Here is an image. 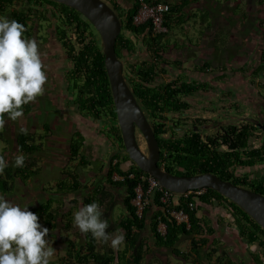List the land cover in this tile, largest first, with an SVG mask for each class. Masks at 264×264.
<instances>
[{
    "label": "trees",
    "instance_id": "trees-1",
    "mask_svg": "<svg viewBox=\"0 0 264 264\" xmlns=\"http://www.w3.org/2000/svg\"><path fill=\"white\" fill-rule=\"evenodd\" d=\"M30 1H34L36 6L29 7L26 11L11 7L14 2H22L27 5ZM147 1L153 3L165 2L170 5L169 11L164 16L165 25L170 30L171 23H169V20L172 18L174 25H182L187 18L183 14V9L188 4L200 0H178L176 3L161 0ZM213 1L215 3H227L226 7L229 4L231 7L229 14L231 16L233 14L240 19H245L249 14L247 11L249 5L246 4L245 6V3L241 5L240 0ZM257 1L258 4H263L262 0ZM110 5L122 18V29L115 43L117 57L124 61L129 56L132 60L134 57L131 54L136 50L141 51L139 54L146 52L149 55L148 60L127 61L125 64V79L142 109L147 110L146 114L149 113L157 121L151 123V126L159 144L161 159L159 165L164 170L177 175L210 172L223 180H229L236 185L247 187L264 195V176L258 180L250 179L248 172L245 171L240 176H236L233 170L234 166L252 167L256 162H264V137L260 145H252L256 127L250 123L239 126L223 125L214 135L206 134L203 136L198 125L193 124L188 132L178 136L175 134L173 125L179 124V121L174 122L170 127L163 124L161 119L165 118V113H180L190 108L191 105L183 97L200 89H205V84L195 80H185L186 78L181 73L167 83L159 82L155 84L156 78L166 72L161 64H166L164 58L167 51L170 48L176 50L182 48L177 47L176 42L170 44L165 41L169 33L152 36L149 22L138 26L133 25L132 18L137 10V0H132L125 10L118 5L117 1L111 0ZM45 6L54 8V11H52L53 16L57 17L60 24H62V26H56V30L59 31V39L67 49L71 64L66 79L70 83L74 104L81 112L86 113L87 116L93 119H109L111 125L107 131L119 143L122 150H117L115 154L109 157V166L103 182L105 185L102 184L99 188H93L89 193L86 192L82 196L83 201L81 203L79 199L74 198L68 204L80 208L94 201L97 202L101 206L102 218L109 223L107 231L113 234L119 229L122 230L125 236L123 248L114 249L108 242L101 243L94 240L90 233L85 234L77 231V239L62 240L63 247L60 251H63V254L58 256L57 264H146V261L147 264H150V261L147 260L148 256L151 254L153 259L157 260L156 257L159 253H166L168 256L186 264H206L204 259L201 258V254L204 253L207 257L212 256V253L218 252V244L216 239L211 240L214 229L210 225V221L202 215L198 216L197 213L203 208L213 206L214 203H218L229 210L235 220L236 232L241 239L251 244H258L264 251V229L238 205L211 188L200 189L199 194L191 191L187 196L180 195L177 199L170 200V206L173 209H182L187 213L189 227L184 223H176L165 212L163 205L159 202L158 192L154 195L153 201L144 209L142 217H137L131 200L135 194L134 189L140 182V177L142 175L148 176V174L134 165L124 150L121 132L117 125L109 79L104 65L101 41L98 33L94 31V27L75 9L53 0H0V13L5 7L11 10L9 20H16L23 24L26 28L23 36L28 39L32 31V25H28V22L31 21L34 25L36 21L47 20ZM221 9V5L220 9L215 8V10L226 13L225 9ZM193 16H196V14L194 13ZM199 17L201 24L205 25V29L211 27V13L208 9L204 8ZM259 23L262 24L263 21ZM72 25H74L78 44L80 45L77 49H75L74 44L67 35L68 28ZM257 25L259 24L257 23ZM251 26H253V23H250ZM229 31L227 27L222 26L214 32L215 50H221L227 46L224 40H226L228 34L230 35ZM262 57L263 61L254 69L255 73L253 74L255 75L259 74L260 71L261 73L264 72V49H262ZM194 68L208 71L210 63L194 64ZM240 70H243V68ZM22 107L23 112L26 114L31 111L29 103ZM182 120L180 119V121ZM42 127L44 131L38 137H49L48 133L51 131L49 125L44 123ZM4 132V129L0 131V140L7 144ZM76 134L78 135V133ZM82 141L83 137L81 135L77 139L71 138L69 158L76 161V163L73 167L61 169L60 178H58V181L56 180L54 196L52 195L51 198L40 203L37 207L27 209L35 213L38 217V223L48 228L50 232H54L58 228L69 231L73 227V216L71 215L73 207L64 210L66 201L58 199L55 194L57 196L59 194H75L89 188V183L86 184L82 181L78 170L82 171L90 164L87 161L86 154L82 152ZM15 144L16 156L21 153L25 155L23 167L13 166L15 157L10 160L5 158L7 147H2L0 150V156H3L8 162V167L4 169L3 174H0V195L5 198L14 194L19 185L27 186L41 172H44L43 165L39 164L38 166L40 162L39 155L44 152V145L42 146L41 141H36L35 133H31L29 130L26 134L18 132ZM114 159H117L115 163H113ZM128 161H130L129 164ZM114 172L125 176V179L123 181H112L111 175ZM129 175H132V177H128ZM106 186L111 189H123L121 206L124 209L125 217L120 221L111 220L116 202L113 198L106 200L110 196L106 191ZM144 188H146L145 182ZM189 202L194 204L192 210L188 207ZM147 221H149V224H147ZM160 221L166 226L164 235H161L157 230ZM146 227H149V242L145 241L142 234ZM186 241L189 242V248L185 251L181 246ZM210 244L212 249L208 253L206 250ZM223 254L225 255V253ZM254 259L261 262L259 255H254ZM208 264L238 263L229 256L219 255L216 261H208Z\"/></svg>",
    "mask_w": 264,
    "mask_h": 264
},
{
    "label": "rangeland",
    "instance_id": "rangeland-1",
    "mask_svg": "<svg viewBox=\"0 0 264 264\" xmlns=\"http://www.w3.org/2000/svg\"><path fill=\"white\" fill-rule=\"evenodd\" d=\"M248 2H251L254 6L250 3L248 4L249 7L247 11L249 14L246 18L245 24L244 22H242L244 21V19H241L242 21H239L237 20L236 16H233V14L232 18H230V24L232 25V27L229 29L230 35L228 34L226 40H224V42L226 41V44L230 46L229 49L225 47L221 50L213 49L211 46L212 41L210 40V38H208L204 39L200 43V45H198L199 51L196 52V47L193 48V45H195L196 43L192 40L189 42L188 40L189 38H191V36L195 37L199 35V16L201 13L200 11L202 10H194L196 11V16L192 15L188 19V30H185L184 32H179L177 35V37H179L176 42L177 47H181L182 49H179V51L170 52V57H178L185 62H181V66L172 64L170 61L171 59L167 57L168 52L170 51L168 50L164 58L166 64H161V67H164L166 69V72L160 75V77H157L155 80V83L167 82L171 79H174L176 76H178V74L181 73L184 78H186L185 80H195L197 82L200 81L201 83L203 82L209 85L211 84L210 88L208 89L210 90V93L206 94L204 92L205 94H203L198 92L191 95L189 99L183 97V99L186 100L191 106L190 108H187L186 112L183 114V116H181L183 119L182 121H180V118L179 120L176 119L175 113L170 112L172 113L170 114L172 116V119L174 121H179V124L185 123L186 125H188V127L191 126V124L198 125V127L202 130L203 136L206 134L214 135L216 132L219 131L217 121H220V123L222 121H224L225 123H236L239 122V115H243L246 117H255V113L258 110H260V113L264 111V108L262 106H258V108H256L257 111H254V105L251 101H249L250 95H260L261 97L258 98L259 101H264V72H262V74L259 73L257 75L251 73L252 69L257 63V61L255 60V57H257V55L255 54V49L253 46L257 43H261V45L263 44L264 46V38L262 40L258 39L261 34H264V22L262 24L258 22L260 19L264 21V0H262L263 4H258L257 0H248ZM254 2L256 3V5L254 4ZM212 11L215 21V28L217 25H220L226 21L224 20V17H227V13L215 10V8L212 9ZM47 16H49V18ZM45 17L47 18L46 21L40 20L41 29L44 27V25H46L47 21L51 20H54L55 27L58 25L62 26V24H60V21H58V18L52 17L51 13L47 12V10L45 12ZM250 23H253V26L250 27ZM257 23L259 25H257ZM217 30L218 28L215 31ZM94 31L96 32V30ZM67 35L68 38L71 39V42L74 44L75 49H77L80 45L78 44L77 34L75 33L74 25L68 28ZM242 46L244 48H242ZM139 52L141 51L136 50L134 53L131 54L132 57H134L132 60H130L131 58H129V56L128 59H125L126 61L124 60V75H126L125 64L127 63V61L135 60V62H139L141 60H148L149 55L146 52L140 53L141 55L139 54ZM205 62L210 63V69L208 71L206 70L207 72L196 70L194 68V64H202ZM42 63L44 65L43 70L46 73L47 79H50L52 74L58 73L56 77L59 79V81L57 82L58 84H60L59 91L62 93L63 98L66 102L71 101L73 95L71 89H69V80L66 79L68 73V71L66 70L67 68H71L70 61L67 68L63 65L57 68V70H55L54 72L51 69L52 66H49V62H47V60L43 59ZM242 67L243 70H240ZM233 69H235V73H233ZM231 74H233L234 76H232ZM229 81L237 83L240 88H242V90H245V86L249 88V90L246 89L245 96H243L245 98H243L244 100L240 101V99H235L234 91H236V88L229 86L227 84L229 83ZM228 87H230L231 92H227V90L229 89ZM66 89H69L71 92H66ZM209 98H212V100H208ZM41 100L42 99L36 98L34 101L29 102L31 111L28 114L23 112V115L17 118L15 121L5 119L4 136L7 139V144L0 140V150L2 147H7L8 149L7 152H5V158L10 160L11 158L16 156V135L18 132H20L19 130L21 128H25L31 133H35L36 141H41L42 146L44 145V152L40 153L39 155L40 165H43L44 171V173L42 174L43 177L41 176V179L45 181L48 179L47 177H53V180L58 181V178H60L61 168H65L67 166V163H69V161L66 162L68 156L67 143L69 141V131H72L75 126H80V128L85 131V134L86 132H90L88 130L90 129L91 131H93L94 134H96V136L98 135L97 137H102L99 140V142L102 143L101 150L97 148L95 152L92 150L93 148H91V144H88L90 142H94V138L90 137L89 141L86 140V149L82 150V152L86 151L88 163L92 162L93 157L94 160H96L97 162L95 161V164L91 163L90 167L87 166L88 169L86 171L84 169L83 171H80V169H78L80 172L81 179L84 183H90V185H95L96 183L100 184L101 182L103 183L105 170L102 164H96L99 162V159L102 160L107 157L109 158L111 151H113L114 147H116V150H114L115 152L117 150L122 151L119 147V143H117V141H115L112 135L107 131V129L111 125L109 119L102 118L100 120H96L87 116L86 113H83V116L86 117L85 119L87 120V122H85V124L81 126L80 123L78 125V122L74 123L72 118H67V116L65 117V115L67 114V110L63 112L57 109L56 104H58V102L55 101V99L46 100L44 106L48 110L47 112L44 111ZM197 119L200 121H198ZM83 121L85 120L83 119ZM43 123H47V125H49V127L51 128V132L49 134V137L47 138L38 137L44 131L42 129ZM175 134L181 136L184 133L176 132ZM136 137L140 148L144 153H146L145 140L143 139L139 131H137ZM259 137L260 134H258V131H256L254 133L252 145H258L260 141ZM103 138H107L109 140V144L106 143ZM102 150L103 154L98 156V152ZM48 159H51V161ZM127 163L129 164L130 161H128ZM233 170L236 176H240L242 174V170H245L250 174V179L254 178L258 180L259 178L264 176V162H256V164L252 167L234 166ZM92 171H94V173L96 172V174L93 175ZM93 178L94 181L93 183H91V180ZM39 179L40 178H35V180L30 182L27 186L19 185L16 188L15 193L7 196L5 199L14 205H19L21 207L27 206V208H30L35 207L40 201L44 202L48 199V197L51 198L53 194H48L50 190L46 189L45 191V189H40ZM87 191L88 189L79 191L73 194L71 196V199H79L81 196L86 194ZM113 191L116 193L119 192V196L115 198L114 201L120 203V196L123 195V189H113ZM46 192L48 193L46 194ZM55 197L66 201V207L64 210H66V208L68 209L69 207H73V212L78 210L77 206H71L68 204L71 200L70 198L61 195L57 196L56 194ZM206 210L207 212L200 210L199 213L203 217L204 215L211 216L209 218V221L210 225L214 229V233L211 237V240L213 238L216 239L218 244V252L215 254L212 253V256L207 257V255H204V253L201 254V258L204 259V262L206 264H208V261H216V258L219 255L223 257L229 256L238 264H264L263 249L260 248L258 244L248 243L245 240L241 239L240 236H238L235 225L233 223V216L229 212V210H227L224 206H221L218 203H214L211 208H207ZM208 210L210 211L209 213ZM120 211H122V208L116 206L113 211L114 219H116V216L120 214ZM77 231H79V229L75 225H73V227L69 231L60 228H58L54 232L49 231L47 239H49L50 242L52 241L51 246L53 247V249L56 250L54 255L56 259L53 260V256L51 258L50 264H57L58 256L63 254V251L61 252V249H59L61 246H63L62 240L68 238L77 239ZM143 236L144 239L149 242L150 238L149 233L147 231L144 232ZM211 247L212 245L210 244L206 252L208 251V253H210L209 250L212 249ZM181 248L185 249L186 251L189 248V242H184ZM223 253H225V255ZM254 255H259V257L261 258V262L256 261L254 259ZM156 258L158 259H153V256H151L150 254L147 260L150 261V264H169V260L175 261V258L168 256L166 253H159L157 254ZM181 262H178V264H186L185 262Z\"/></svg>",
    "mask_w": 264,
    "mask_h": 264
},
{
    "label": "clouds",
    "instance_id": "clouds-1",
    "mask_svg": "<svg viewBox=\"0 0 264 264\" xmlns=\"http://www.w3.org/2000/svg\"><path fill=\"white\" fill-rule=\"evenodd\" d=\"M25 31V26L16 20L0 17V131L5 117L15 121L23 115V105L43 94L47 81L38 43L25 38ZM19 131L27 133L25 128ZM24 161L21 153L15 156L13 166L23 167ZM6 167L8 162L0 156V174ZM197 215L201 216L199 212ZM102 216L100 205L94 201L73 213V223L81 233H90L101 243L110 241L112 248L119 249L124 244V234H110L109 223ZM48 233L49 229L38 223L37 215L27 206L14 205L0 195V264H50L56 250L47 239Z\"/></svg>",
    "mask_w": 264,
    "mask_h": 264
},
{
    "label": "water",
    "instance_id": "water-1",
    "mask_svg": "<svg viewBox=\"0 0 264 264\" xmlns=\"http://www.w3.org/2000/svg\"><path fill=\"white\" fill-rule=\"evenodd\" d=\"M75 9L94 27L101 41L104 65L109 79L117 125L124 150L130 161L153 177L158 185L175 194L211 188L238 205L264 229V195L207 172L177 175L159 166L160 149L151 123L138 103L124 75V64L115 52L116 38L122 29V18L104 0H53ZM264 131V125L262 126ZM145 140L146 153L140 148L136 133ZM126 169V168H125ZM124 169V170H125Z\"/></svg>",
    "mask_w": 264,
    "mask_h": 264
},
{
    "label": "flooded vegetation",
    "instance_id": "flooded-vegetation-1",
    "mask_svg": "<svg viewBox=\"0 0 264 264\" xmlns=\"http://www.w3.org/2000/svg\"><path fill=\"white\" fill-rule=\"evenodd\" d=\"M105 1H107L110 4V1L111 0H105ZM21 4H22V2H18V3L17 2L16 3L14 2V4L11 5V7L12 8H17V9H22V10L26 11L29 7L33 8V7L36 6L34 1H30L27 5L25 3H23L22 5ZM6 9H8V8H6V7L3 8L2 12L0 13V17H6L7 19H9V17H10L9 12L11 10H9V9L6 10ZM44 10H47V12L51 13V16L54 17L53 16V12H52V11H54V8L52 6L45 7ZM47 17L49 18V16H47ZM40 23H41V21L40 22L39 21H36V22H34V25H33L31 23V21L28 22V25H32V31H31L28 39H33V40H36L37 41V43H38V51L41 54L42 62H43V59L47 60V62H49V66L50 67L52 66L51 69H52L53 72L55 70H57V68H59V67H61L63 65L66 66V68H67V66L69 64V58H68V55H67V49L65 48L64 44L59 39L60 38L59 33H58L59 31L56 30V27L54 26V20L47 21L46 22V25H44V27L42 28L43 30L40 28ZM261 36L258 38L259 40H262L264 38V34H261ZM253 47L255 49V54L257 55V57H255V60L257 61V63L254 66V68L252 69V71H251L252 74L255 73L254 72V69L258 66V64L261 61H263L262 49H264V46H263V44L261 45V43H257ZM169 50L170 51L168 52L167 57H169L171 59L170 60L171 63L174 64V65L177 63L176 64L177 66H181V64H182L181 62H185V61L181 60L178 57H170L171 56L170 55L171 54L170 52H175V51H179V50L171 49V48ZM69 70L70 69L67 68L66 71H69ZM233 71H234L233 73H235V69H233ZM259 73H261V71ZM56 75H58V73L52 74L51 75V78H50L51 80L50 79H47V81L48 80L49 81L46 82V84L44 85V92H43V94L41 96L37 97V98L38 99H42L41 100V103H42V107H43V109H44L45 112L48 111L45 108V106H44L45 103H46V100L55 99V101L58 102V104H56L57 109L58 110H61L63 112H65L67 110V114L65 115V117L67 116V118L68 117L69 118H72L73 122L74 123H77L78 122V119H80L81 117H83V115L85 113L84 112H81L77 108V106L74 104L73 100H71L69 102H66L65 101V99L63 98L62 93L59 91V85L60 84L57 83L59 81V79L56 77ZM231 75L234 76L233 74H231ZM167 82H169V81H167ZM167 82H164V83H167ZM155 84H157V83H155ZM204 84H205V87H204L205 89H200L199 91H197L195 93H198V92L203 93V94L210 93V90H208V89L210 88L211 84L210 85L207 84V83H204ZM227 84L229 86L233 87V88H236V91H234L235 92V99H238V100L240 99V101H242V100L245 99L243 96H245L246 89L249 90V88H247L245 86L244 87L245 90H242V88H240V86L237 83H234L232 81H229V83H227ZM250 84H251V82H250ZM228 88L229 89L227 90V92H231L230 87H228ZM69 89L68 90L66 89L67 90L66 92H71L72 91V90L70 91ZM195 93H193V94H195ZM193 94H191V95H193ZM191 95H187V96H184V97H186V98L189 99ZM259 97H261V96L260 95H257V96L250 95L249 101H251L252 104L254 105V108H253L254 111H257L256 108H258V106H262L264 108V101H262V100L259 101V99H258ZM208 100H212V98H209ZM185 112H186V110H184L183 112H180V113H175L176 119H178V120H179V118L182 119L181 116H183V114ZM257 112L255 113V117H246V116H243V115L242 116L239 115V122H236V123H233V122L225 123L224 121H222L220 123V121H217L218 127L220 129V126H223V125H235V126H239L241 124L250 123L251 125H253V126L256 127V131H258V134H260V137H259L260 141L258 143V145H260V143L262 141V138L264 137V131L262 129V126L264 125V111L260 113V110H258ZM145 114H146V112H145ZM170 114H172V113H170V112L169 113H165V118L164 119H161V122L163 124H165L167 127L172 126L174 124V122H178V121H174L172 119V116ZM146 116H147L148 120L150 121V123L157 122L156 120H154V118L152 116H150L149 113L146 114ZM85 121L87 122V120H85ZM89 123H90V121H89ZM192 125L193 124H191V126L188 127V125H186L185 123H183V124H176V125H173V126L175 128V133L176 132H183V133H185V132H188V130L190 129V127H192ZM75 128H73L72 131H69V134H68L69 135V137H68L69 141L67 143V145H68V151H67L68 156L66 155L67 156V161L66 162L70 161V158H69V145H70L71 138L77 139L81 135L83 137L81 149L82 150H85L86 149L85 143H84V136L82 135V132L85 133V131H83L82 129H80L77 126H75ZM49 129L51 130V128H49ZM88 130L91 133H93V131H91L90 129H88ZM76 133H78V135ZM86 134L89 135V132H86ZM99 139H100V137H99ZM45 145H46V141H45ZM101 146H102V143L101 142H98V149L101 150ZM84 153L86 154V151H84ZM98 153H99L98 156H100L101 154H103V150L102 151H99ZM93 158H92V162H90V163L95 164V161L96 160H94ZM108 161H109V158L108 157L105 158V159H102V160L99 159L100 164L103 165V168L105 170L104 171V177H103L104 180H105V176H106L107 167L109 166V162ZM243 172H245V170H242L241 173H243ZM209 208H211V207H208V209ZM206 209L207 208H203L202 211H204V212L206 211L207 212ZM209 212L210 211L208 210V213ZM204 217H206L209 220V218L211 216L210 215H207V216L204 215ZM233 223L235 225L234 218H233ZM235 227H236V225H235Z\"/></svg>",
    "mask_w": 264,
    "mask_h": 264
},
{
    "label": "crops",
    "instance_id": "crops-1",
    "mask_svg": "<svg viewBox=\"0 0 264 264\" xmlns=\"http://www.w3.org/2000/svg\"><path fill=\"white\" fill-rule=\"evenodd\" d=\"M113 1H117V3H118V5L119 6H121V8H123L124 10L125 9H127L128 7H129V5H130V2L132 1V0H113ZM151 1H154V0H151ZM156 1V0H155ZM161 1H169V2H172V3H176V2H178V0H161ZM221 3V4H220ZM220 3H215L213 0H200V1H197V2H193V3H190V4H188L184 9H183V14H185V16L187 17L185 20H184V23L182 24V25H174V23H173V21H172V18L169 20V23H171L170 24V30H169V34L167 35V37H166V39H165V41L167 42V43H170V44H174L175 42H177V40L179 39V37H177V35H178V33L179 32H184L185 30H188V28H189V25L187 24V21H188V19H189V16L191 15H193L196 11H194V10H202L203 11V9L204 8H206V9H208L209 11H210V13H211V23H212V25H211V27L210 28H208V29H205V25L204 24H200V22H199V26H200V30H199V35L198 36H195V37H193V36H191V38H189V42L192 40V41H194L196 44L195 45H193V48H195L196 47V52H198L199 51V47H198V45H200V43L204 40V39H208V38H210V40L212 41L211 42V46H212V48L213 49H215L214 47H215V44H214V41H213V34H214V32H215V30L217 29V28H219V27H227V29H230L231 27H232V25L230 24V22H231V20H230V18H232V16L229 14L230 13V5L228 4V7H226L227 6V3H224V2H220ZM243 3H245V6H246V4H251V5H253L251 2H248V0H240V4L241 5H243ZM201 4V5H200ZM254 4L256 5V3L254 2ZM220 5H221V10H224L225 9V11H226V13H227V17H224L225 19L224 20H226L224 23H222V24H220V25H217L215 28H214V17H213V11H212V9H214V8H218V9H220ZM254 6V5H253ZM245 8V7H244ZM202 11H200V12H202ZM215 13V12H214ZM234 16V15H233ZM229 18V19H228ZM237 20H239V21H242L240 18H238L237 17ZM236 20V21H237ZM260 21H262V19H260L258 22H260ZM242 22H244V24L246 23V18L244 19V21H242ZM264 22V21H263ZM187 26V27H186ZM245 29H246V26H245ZM244 29V30H245ZM198 47V48H197ZM229 47L230 46H228V44H227V46L225 47V48H228L229 49ZM242 48H244L243 46H242ZM227 49V50H228ZM86 117H81L80 119H78V125H79V123L81 124V126H83V124H85V122L86 121H83V119L84 120H86L85 119ZM90 121V120H89ZM97 125V124H96ZM42 126H44V123L42 124ZM39 128H41V127H39ZM43 128V127H42ZM79 128H80V126H79ZM81 129V128H80ZM51 132V131H50ZM48 134H50V133H48ZM82 135L84 136V143H86L87 141L86 140H88L89 141V138L90 137H92V138H94L93 139V141L94 142H90V143H88V144H91V148H93L92 150L95 152L96 150H97V148H98V142H99V137H97L96 136V134H94V133H91V132H89V135H87V134H85V133H83L82 132ZM100 138H102V137H100ZM103 140L106 142V143H108L109 144V140L107 139V138H103ZM116 147H114V149H113V151H111V154L110 155H112V154H115V151L114 150H116L115 149ZM50 156H52V155H50ZM97 157V156H96ZM94 159V158H93ZM48 160H50L51 161V159H48ZM75 163H76V161H72V160H70L69 161V163L67 164V166L65 167V168H70V167H73L74 165H75ZM39 164H40V162L38 163V166H39ZM96 165H100V163L98 162ZM91 166V163L88 165V167H90ZM95 166V165H94ZM88 167L85 169L84 168V170L86 171L87 169H88ZM65 168H63V169H65ZM62 169V168H61ZM62 169V170H63ZM83 171V170H82ZM44 172H41L40 174H39V176L37 177V178H40L39 180H40V189L41 190H44V188L45 189H48V190H50V192L48 193V192H46V194L48 193V194H53L54 195V193H55V184H56V180H53V177H47L48 179L47 180H43V179H41V176H42V174H43ZM92 173H93V175H95L96 174V172L94 173V171H92ZM43 177V176H42ZM94 177V176H93ZM36 178V179H37ZM104 179V178H103ZM83 181V180H82ZM93 181H94V178L91 180V183H93ZM103 182H104V180H103ZM102 183V182H101ZM99 184V183H96L95 185H90V183L88 184L89 185V188H88V193L89 192H91L92 190H93V188H99V186H101L102 184L103 185H105L104 183H102V184ZM54 185V186H53ZM54 187V188H53ZM106 191L110 194V196L108 197V199H106V200H109L110 198H113V199H115V198H117L118 196H119V192L118 193H116V192H114L113 191V189H111L110 187H108V186H106ZM60 195V194H59ZM73 194H67V195H61V196H64V197H68V198H70L71 199V196H72ZM85 195V194H84ZM122 196L123 195H121L120 196V203L119 202H116L115 203V206H114V209H115V207L116 206H119V207H121L122 208V211H120V214L119 215H115L116 216V219H114L113 218V211H114V209H113V211H112V215H111V220L112 221H120L121 219H123L124 217H125V212H124V209H123V207L121 206V199H122ZM49 198V197H48ZM69 199V200H70ZM79 201H80V203L83 201V199H82V196L79 198ZM43 201H40L37 205H39L40 203H42ZM37 205L35 206V207H37ZM101 207V206H100ZM28 209V208H27ZM67 209V208H66ZM79 209V208H78ZM73 211L71 212V215L73 216ZM199 215V214H198ZM149 221H147V224H149L148 223ZM73 225H74V223H73ZM145 231H149V227H146V229L143 231V235H144V232ZM119 232H122V230H118L116 233H113L112 235H115V234H118ZM149 238H150V235H149ZM145 241H146V239H145ZM146 242H148V241H146ZM63 244V243H62ZM108 244H110V241L108 242ZM110 246H111V244H110ZM62 247L63 246H61L59 249H62ZM121 248H123V246H121L120 247V249ZM174 258V257H173ZM56 259V257L54 256L53 257V260H55ZM52 260V261H53ZM177 259H175V261H173V260H169V264H178V262H181L180 260H177ZM146 264H147V261L145 262ZM182 263V262H181ZM151 264H154V263H151Z\"/></svg>",
    "mask_w": 264,
    "mask_h": 264
},
{
    "label": "built area",
    "instance_id": "built-area-1",
    "mask_svg": "<svg viewBox=\"0 0 264 264\" xmlns=\"http://www.w3.org/2000/svg\"><path fill=\"white\" fill-rule=\"evenodd\" d=\"M137 10L133 15L132 23L133 25H141L144 23H150V29L152 36L168 34L169 29L165 25V14L169 11L170 5L165 2H148L147 0H137ZM161 159H159L160 162ZM116 161L114 160L113 163ZM163 163V162H162ZM128 177H132L129 175ZM112 181H123L125 176L120 175L118 173H112L111 175ZM144 182L146 183V188H144ZM195 194H199L200 190H193ZM134 197L131 200V204L135 208V214L138 218H141L143 215L144 209L153 201L154 195L158 192L159 202L163 205L165 212L171 216L176 223H184L187 227H189L188 215L184 210H176L170 206L171 199H177L180 194H175L172 191L162 188L158 185L156 180L151 176L140 177V182L134 189ZM191 191H187L184 196H187ZM188 207L190 210L194 208V204L192 202L188 203ZM166 226L163 222H159L157 226V230L161 235L165 234Z\"/></svg>",
    "mask_w": 264,
    "mask_h": 264
}]
</instances>
